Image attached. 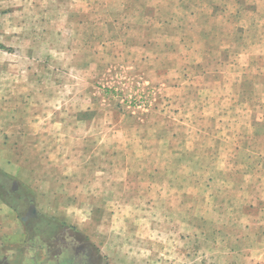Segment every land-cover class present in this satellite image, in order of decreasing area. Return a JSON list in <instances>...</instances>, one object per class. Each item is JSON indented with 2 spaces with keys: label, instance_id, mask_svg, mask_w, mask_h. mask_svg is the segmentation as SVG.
I'll use <instances>...</instances> for the list:
<instances>
[{
  "label": "rangeland",
  "instance_id": "rangeland-1",
  "mask_svg": "<svg viewBox=\"0 0 264 264\" xmlns=\"http://www.w3.org/2000/svg\"><path fill=\"white\" fill-rule=\"evenodd\" d=\"M29 209L99 264L245 257L264 225V0H0V243Z\"/></svg>",
  "mask_w": 264,
  "mask_h": 264
},
{
  "label": "crops",
  "instance_id": "crops-1",
  "mask_svg": "<svg viewBox=\"0 0 264 264\" xmlns=\"http://www.w3.org/2000/svg\"><path fill=\"white\" fill-rule=\"evenodd\" d=\"M40 86L42 90V84ZM77 116L75 119L80 121ZM34 211L33 217L28 219L27 216L25 221L22 218L23 224L19 223L20 225L16 223L18 220L15 212L10 215V226L4 227L1 231L5 239L0 243V264L101 263V259L95 258L90 247L83 245L70 235V226L72 225L50 214L45 215V218H52L53 220L46 221L43 217L38 218L37 211L35 209ZM255 214L257 218L264 216L260 211H255ZM28 224H30L29 227L26 226ZM29 229L30 231L35 230L36 234H40L44 236V240H48H38L34 244L27 243L25 238ZM252 231H254L253 234L261 233V237L258 236L256 241L248 244L247 249L245 248L246 252L241 253V255L245 254V257L239 256L237 264H264V225L253 224L250 226V232ZM233 260L235 262V259ZM113 262L114 260L111 258L110 264Z\"/></svg>",
  "mask_w": 264,
  "mask_h": 264
},
{
  "label": "flooded vegetation",
  "instance_id": "flooded-vegetation-1",
  "mask_svg": "<svg viewBox=\"0 0 264 264\" xmlns=\"http://www.w3.org/2000/svg\"><path fill=\"white\" fill-rule=\"evenodd\" d=\"M27 216H28V219L29 218H31V217H33V215L35 214V211H34V209H29V211L27 212Z\"/></svg>",
  "mask_w": 264,
  "mask_h": 264
}]
</instances>
